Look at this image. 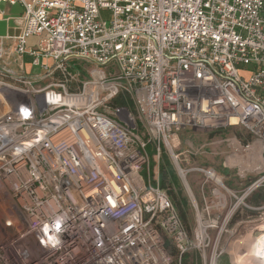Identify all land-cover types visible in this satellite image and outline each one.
<instances>
[{"label":"built area","instance_id":"obj_1","mask_svg":"<svg viewBox=\"0 0 264 264\" xmlns=\"http://www.w3.org/2000/svg\"><path fill=\"white\" fill-rule=\"evenodd\" d=\"M6 4L23 7L14 53L46 73L0 64V264H183L193 250L216 264L217 220L198 211L190 232L143 175L148 141L131 111L104 107L136 95L159 154L183 129L245 130L254 141L237 140L235 158L250 168L259 146L263 162L252 192L264 182V0H0V13ZM77 57L97 68L71 69Z\"/></svg>","mask_w":264,"mask_h":264},{"label":"rangeland","instance_id":"obj_2","mask_svg":"<svg viewBox=\"0 0 264 264\" xmlns=\"http://www.w3.org/2000/svg\"><path fill=\"white\" fill-rule=\"evenodd\" d=\"M102 15L107 18L110 13L103 10ZM69 63L74 68L72 69L78 72L81 70L88 73L97 68L93 61L79 57L72 58ZM5 78L6 81L12 82L11 78ZM54 78L60 79V74L38 81L37 85L44 86L54 81ZM122 93L126 94L127 92ZM128 95L130 97L127 96L129 106L126 107L134 116L141 135L153 140L146 129L147 116L143 106L139 103L136 95L131 93ZM114 107L123 108L121 105L113 104L112 107H104V110L109 114L116 115ZM117 116L120 118V115ZM178 134L180 144L174 147L173 151L162 143L160 154L157 150L153 155V176L151 177L148 172L151 182L153 183V179L159 180L163 155H166L179 180L178 185H168L167 191L172 199L175 195L174 198L181 201L178 211L183 215L182 219L190 232H193L196 227L198 211L205 213L206 217L213 218L218 222L210 231L212 241L208 250L209 256L212 251L215 253L216 264H252L253 260L248 258L250 247L254 244L252 247L256 251L259 241L253 239L264 234V205H254L247 199L254 193H264V182L249 193L250 186L263 173L252 172V166V168L244 167L245 164L235 158L234 141L253 142V137L241 128H219L211 131L190 128L183 129ZM156 144L158 146V141ZM151 161L152 158H150L149 164ZM166 165L168 167V164ZM201 169H214L223 177L226 187L220 188L223 194L222 198L214 196L212 179ZM170 250L175 252L173 246ZM184 257L183 264H210L209 259L207 262L203 260L199 250L188 252ZM238 257L244 260L236 259Z\"/></svg>","mask_w":264,"mask_h":264},{"label":"crops","instance_id":"obj_3","mask_svg":"<svg viewBox=\"0 0 264 264\" xmlns=\"http://www.w3.org/2000/svg\"><path fill=\"white\" fill-rule=\"evenodd\" d=\"M3 13H0V38L4 42L5 58L0 64L5 65L16 75H27V77H36L39 74H45L43 68L35 67L31 64V57L26 55L21 58L14 53L15 36L22 29L21 15L23 7L20 4L3 5ZM35 41V37L30 39V43Z\"/></svg>","mask_w":264,"mask_h":264},{"label":"trees","instance_id":"obj_4","mask_svg":"<svg viewBox=\"0 0 264 264\" xmlns=\"http://www.w3.org/2000/svg\"><path fill=\"white\" fill-rule=\"evenodd\" d=\"M70 68L72 69L73 67L70 66ZM74 69V68H73ZM128 98L129 95L128 93L124 94V93H120L113 101V104L115 106H129V102H128ZM132 102V101H131ZM146 140L148 141V152L150 154V158H152V161L150 162L149 166L146 167L143 171V175L148 178V172L150 173V176H153V155L156 154L157 152V144L155 141L148 139L147 137H145ZM162 163L160 166V178H159V184L162 188L167 189L168 185H178L179 184V180H178V176L177 173L175 172V170L173 169V167L171 166V164L169 163V161L167 160L166 155H163V159H162ZM168 164V167L167 165ZM151 179V178H150ZM153 183L156 184V180L153 179ZM174 195V194H173ZM175 196V195H174ZM173 196V201L176 204V208L178 210V208L180 209L181 206V201H179V199H175ZM247 201L249 203H252L254 205H258V206H262L264 205V193L260 192V193H254L251 197H249L247 199ZM180 212V211H178ZM180 214V213H179ZM180 216H182L181 218H184L182 214H180ZM175 253V252H174ZM185 260V257H184Z\"/></svg>","mask_w":264,"mask_h":264},{"label":"bare ground","instance_id":"obj_5","mask_svg":"<svg viewBox=\"0 0 264 264\" xmlns=\"http://www.w3.org/2000/svg\"><path fill=\"white\" fill-rule=\"evenodd\" d=\"M234 144H236V141H234ZM256 148H257V151H256L255 158L253 160V164L254 165L252 167H255V166H258V165H263V162L261 160V148L259 146H257ZM244 167H248V165H246ZM208 174L211 177H215L218 181L221 180L220 175H218L213 170H210ZM251 226H255V225H251ZM260 237H256L255 239H253V240H259L258 244L256 245L257 246L256 251H254L253 250L254 248L252 247L254 244H252L251 247H250V256H248V258H251L253 260L252 264H264V234H262ZM236 259L244 260L243 258H240V257H238ZM235 262H236V260H235Z\"/></svg>","mask_w":264,"mask_h":264},{"label":"clouds","instance_id":"obj_6","mask_svg":"<svg viewBox=\"0 0 264 264\" xmlns=\"http://www.w3.org/2000/svg\"><path fill=\"white\" fill-rule=\"evenodd\" d=\"M56 227H57V229L59 228V222L57 223ZM54 243H59V241L58 240H54Z\"/></svg>","mask_w":264,"mask_h":264}]
</instances>
